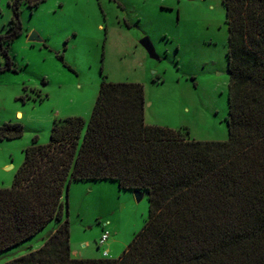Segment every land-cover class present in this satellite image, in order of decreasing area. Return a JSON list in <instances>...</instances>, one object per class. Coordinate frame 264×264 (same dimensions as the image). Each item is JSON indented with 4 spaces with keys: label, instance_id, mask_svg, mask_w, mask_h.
Instances as JSON below:
<instances>
[{
    "label": "trees",
    "instance_id": "1",
    "mask_svg": "<svg viewBox=\"0 0 264 264\" xmlns=\"http://www.w3.org/2000/svg\"><path fill=\"white\" fill-rule=\"evenodd\" d=\"M23 1L37 8L45 0H14L9 31L0 33V73L17 71L10 50L23 30ZM222 2L228 139L147 124L144 84L103 78L89 121L55 119L50 142L35 137L12 186L0 187V254L58 222L40 248L3 264H264V0ZM24 130L4 123L0 140ZM105 179L149 191V216L119 257H74L64 198L73 181Z\"/></svg>",
    "mask_w": 264,
    "mask_h": 264
},
{
    "label": "rangeland",
    "instance_id": "2",
    "mask_svg": "<svg viewBox=\"0 0 264 264\" xmlns=\"http://www.w3.org/2000/svg\"><path fill=\"white\" fill-rule=\"evenodd\" d=\"M13 2L0 0V33L9 31ZM20 7L23 30L10 50L17 71L0 73V126L21 122L25 130L0 140V187L12 186L35 137L50 142L55 119L89 121L103 78L144 84L148 124L180 128L195 140L228 139L229 32L222 0H45ZM34 31L42 41H29ZM145 36L160 59L140 44ZM64 199L78 258L104 257V249L108 258L119 257L150 210L148 196L137 201L134 191L109 179L73 181ZM57 226L52 220L2 252L0 264L40 248ZM105 230L109 240L99 246Z\"/></svg>",
    "mask_w": 264,
    "mask_h": 264
},
{
    "label": "water",
    "instance_id": "3",
    "mask_svg": "<svg viewBox=\"0 0 264 264\" xmlns=\"http://www.w3.org/2000/svg\"><path fill=\"white\" fill-rule=\"evenodd\" d=\"M28 39L31 42L42 41V38L36 31L32 32ZM140 44L146 49V51L148 52L151 58L160 59V56L158 55L154 44L152 43L151 39L148 36L143 37L140 40ZM134 194H135L137 201H141L145 196H149L150 192L134 190Z\"/></svg>",
    "mask_w": 264,
    "mask_h": 264
},
{
    "label": "built area",
    "instance_id": "4",
    "mask_svg": "<svg viewBox=\"0 0 264 264\" xmlns=\"http://www.w3.org/2000/svg\"><path fill=\"white\" fill-rule=\"evenodd\" d=\"M109 237H110V232L108 230H105L100 239H99V246L103 245V244H106L107 241L109 240ZM103 254L105 257H107L109 255V250L108 249H104L103 250Z\"/></svg>",
    "mask_w": 264,
    "mask_h": 264
},
{
    "label": "crops",
    "instance_id": "5",
    "mask_svg": "<svg viewBox=\"0 0 264 264\" xmlns=\"http://www.w3.org/2000/svg\"><path fill=\"white\" fill-rule=\"evenodd\" d=\"M145 97H146V93H145ZM145 107H146V106H145ZM145 121H146V118H145ZM146 123H147V122H146ZM147 124H148V123H147ZM54 230H55V228H54L53 230H51V232H53ZM51 232H50V233H51ZM50 233H49V234H50ZM49 234H48V235H49ZM48 235L46 236V238L48 237ZM46 238H45V239H46ZM121 243H122V242H121ZM30 250H31V249H30ZM108 250H109V249H108ZM114 250H115V249H114ZM74 251H75V250L72 249V254H73V256H74ZM118 251H120V249H119ZM75 254H79V252L75 251ZM80 255H83V254H80ZM16 257H17V256H16ZM74 257H77V258H78V256H74ZM79 258H85V257H84V256H80Z\"/></svg>",
    "mask_w": 264,
    "mask_h": 264
}]
</instances>
